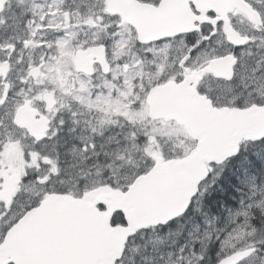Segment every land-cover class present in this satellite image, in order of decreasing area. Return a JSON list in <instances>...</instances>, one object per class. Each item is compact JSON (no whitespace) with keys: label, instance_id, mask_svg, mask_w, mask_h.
Segmentation results:
<instances>
[{"label":"snow or ice","instance_id":"obj_1","mask_svg":"<svg viewBox=\"0 0 264 264\" xmlns=\"http://www.w3.org/2000/svg\"><path fill=\"white\" fill-rule=\"evenodd\" d=\"M0 264H264V0H0Z\"/></svg>","mask_w":264,"mask_h":264},{"label":"trees","instance_id":"obj_2","mask_svg":"<svg viewBox=\"0 0 264 264\" xmlns=\"http://www.w3.org/2000/svg\"><path fill=\"white\" fill-rule=\"evenodd\" d=\"M221 179H223V177ZM218 187L223 188L224 185L220 184ZM213 195H214L215 198L220 199V198H223V197L227 196L228 193L226 191H224V192L214 193Z\"/></svg>","mask_w":264,"mask_h":264}]
</instances>
